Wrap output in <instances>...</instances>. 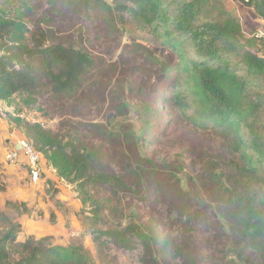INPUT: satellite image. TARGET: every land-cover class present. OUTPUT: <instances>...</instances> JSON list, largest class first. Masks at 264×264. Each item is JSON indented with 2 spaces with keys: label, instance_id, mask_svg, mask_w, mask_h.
Instances as JSON below:
<instances>
[{
  "label": "rangeland",
  "instance_id": "374dc122",
  "mask_svg": "<svg viewBox=\"0 0 264 264\" xmlns=\"http://www.w3.org/2000/svg\"><path fill=\"white\" fill-rule=\"evenodd\" d=\"M103 1L113 13L123 14L108 17L83 0H0V21L22 26L18 29L19 36L25 31L21 43L30 45L29 32L40 26L52 30L57 40L89 50L96 64L83 78L81 91L72 97H51L44 81L39 82L35 98L25 96L0 107V240L14 224H20L18 244L33 237L50 238L46 248L82 247L88 252V264H235L238 249L232 242L227 247L217 245L214 225L189 231L160 190L164 184L179 182L188 193L197 183L206 200L207 192L213 191L205 190L212 187V174L230 177L243 167L245 155L254 162L257 152L264 153V107L249 117L244 132L248 144L243 151L222 131L192 127L186 118L173 123L176 109L166 99L179 72L166 74L165 70L178 65L180 53L192 58V49L187 46L177 53L165 46L155 28L139 24L128 10L135 9L138 0ZM223 2L239 21L243 40L251 39L262 24L247 2ZM167 7L173 15L172 7ZM249 50L264 58L261 43ZM26 122L61 135L66 142L73 139L79 149L89 152L102 146L92 126L109 122L120 139L125 134L134 138L138 157L174 171L172 182L160 179L157 183V172L148 180L144 173L141 178L120 165L121 149L116 152L110 144L99 149L93 160L92 181L85 190L74 192L60 183L43 156L35 180L23 157L15 162L8 159L20 149L19 140L26 138L20 127ZM179 160L186 169L177 164ZM146 169L153 171L152 165ZM262 169L264 174V160ZM103 174L124 176V185L105 183ZM259 186L264 188V184ZM142 231L152 239L143 241L138 235ZM246 256L250 258L237 264H264V256L251 251Z\"/></svg>",
  "mask_w": 264,
  "mask_h": 264
},
{
  "label": "trees",
  "instance_id": "16d2710c",
  "mask_svg": "<svg viewBox=\"0 0 264 264\" xmlns=\"http://www.w3.org/2000/svg\"><path fill=\"white\" fill-rule=\"evenodd\" d=\"M83 1L92 3L94 9L108 17L123 14L113 13L103 0ZM80 3L79 7L83 6V2ZM247 4L262 24L257 29L264 27V0H249ZM167 5L172 7L173 15ZM128 10L139 24L155 28L166 47L180 53L189 46L193 51L194 56L188 59L180 53L178 65L165 70L166 74L175 69L179 72L166 99L176 109L171 121L175 123L186 118L192 127L222 131L243 151L248 144L244 132L249 117L264 107V58L249 48L258 43L264 47V40H243L241 25L223 0H138L135 9ZM21 27L12 20L0 21V107L25 96L35 98L40 91L39 82L44 81L51 89V97H72L81 91L83 78L96 65L89 50L57 40L52 30L40 26L29 32L30 45H25L20 41L25 39V31L22 36L18 35ZM6 40L12 42L5 44ZM20 127L24 139L45 159L48 170L74 192L85 190L91 183V165L99 149L106 144L115 147L116 152L121 149L120 165L130 168L141 178L142 173L148 180L157 172L154 181L159 183L160 179H167L172 182L170 176L174 171H165L138 157L134 138L125 134L120 139V133L109 122L92 126L102 142L96 152L81 150L75 140L66 142L61 135L34 123L26 122ZM124 140L128 141L125 147ZM255 157L257 159L252 162L245 155L243 167L230 177L212 174V187H205V190L213 191L212 194L207 192L206 200L201 198L197 183L188 193L179 182L164 184L160 190L171 210L176 212L177 220L185 221L184 226L188 224L189 231L214 225L217 245L227 247L228 242H232L238 249L236 262H232L235 264L250 258L246 256L247 251L264 256V188L259 186L264 184V174H261L264 153L257 152ZM144 164L146 167L152 165L153 171H148L142 166ZM177 164L186 169L180 160ZM101 179L105 183L124 185V176L104 175ZM83 204L88 209L87 199H83ZM20 230L21 225L14 224L0 240V264H88L90 261L85 254L88 252L82 247L46 248L50 238L36 240L31 237L18 244ZM119 235L127 236L123 232ZM138 235L143 241L150 238L145 231Z\"/></svg>",
  "mask_w": 264,
  "mask_h": 264
},
{
  "label": "built area",
  "instance_id": "2783aa9c",
  "mask_svg": "<svg viewBox=\"0 0 264 264\" xmlns=\"http://www.w3.org/2000/svg\"><path fill=\"white\" fill-rule=\"evenodd\" d=\"M247 3L249 0H245ZM252 38L264 40V27L257 29ZM19 150H16L8 155V159L12 162L19 161L24 158L28 167L32 170L34 179L37 180L39 175V166L42 155L37 152L26 139L19 140Z\"/></svg>",
  "mask_w": 264,
  "mask_h": 264
},
{
  "label": "crops",
  "instance_id": "0c3cea01",
  "mask_svg": "<svg viewBox=\"0 0 264 264\" xmlns=\"http://www.w3.org/2000/svg\"><path fill=\"white\" fill-rule=\"evenodd\" d=\"M259 21V20H258ZM260 22V21H259Z\"/></svg>",
  "mask_w": 264,
  "mask_h": 264
}]
</instances>
